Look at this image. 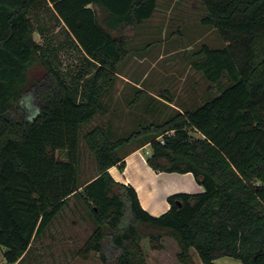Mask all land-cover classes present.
Segmentation results:
<instances>
[{
	"label": "trees",
	"instance_id": "obj_1",
	"mask_svg": "<svg viewBox=\"0 0 264 264\" xmlns=\"http://www.w3.org/2000/svg\"><path fill=\"white\" fill-rule=\"evenodd\" d=\"M202 3L201 22L227 43L202 46L192 65L224 87L197 108L177 105L166 121L119 136L105 125L82 129L103 109L128 54V39L113 31L151 19L159 0H0V245L8 264L26 258L74 195L94 221L78 251L84 260L97 252L104 264H148L143 239L162 249L170 236L182 264H198L193 250L203 264H264V0ZM41 11L63 40H36L48 31ZM64 49L82 55L75 75L62 66ZM160 93L175 102L171 90ZM84 143L97 174L82 181ZM147 144L152 168L192 172L204 191L171 194L166 212L150 214L109 171Z\"/></svg>",
	"mask_w": 264,
	"mask_h": 264
},
{
	"label": "rangeland",
	"instance_id": "obj_2",
	"mask_svg": "<svg viewBox=\"0 0 264 264\" xmlns=\"http://www.w3.org/2000/svg\"><path fill=\"white\" fill-rule=\"evenodd\" d=\"M44 13L43 21L48 31L45 35L36 32L35 38L39 43H43L45 38H52L53 42L58 43L64 39L65 33L50 17V13L41 11V14ZM205 13L202 0H159L151 19L137 26L126 25L113 31L115 36L128 39V54L119 67L116 81L104 98L103 109L83 127L82 132L105 125L116 135H127L143 128V125L166 121L175 113L174 103L194 109L202 103V99L221 90L225 84H211L192 65L193 54L202 46L222 47L227 43L217 29L201 22ZM60 55L63 68L75 75L81 66V53L64 49ZM142 89L147 92L146 95H141ZM164 89L173 93V104L159 96ZM136 143L120 151L130 150ZM82 146L81 178L85 181L97 174V164L86 144ZM141 150L145 156L151 155V146ZM60 155L64 156L63 153ZM93 229L90 210L80 196L74 195L44 234L33 242L30 253L20 264H104L97 252H91L85 260L78 253ZM162 242V249H153L149 239H143L148 264H182L177 257V241L166 236ZM4 250L0 245V264H8ZM193 256L198 264H203L195 250Z\"/></svg>",
	"mask_w": 264,
	"mask_h": 264
},
{
	"label": "crops",
	"instance_id": "obj_3",
	"mask_svg": "<svg viewBox=\"0 0 264 264\" xmlns=\"http://www.w3.org/2000/svg\"><path fill=\"white\" fill-rule=\"evenodd\" d=\"M173 105L177 107L175 104ZM148 146L150 144L144 147ZM142 148L131 151L126 155V166L123 170L118 165H114L109 171L117 181L131 184L136 189L142 206L150 214L159 216L166 212L170 208L168 197L171 194L204 191L203 185L197 181L192 172H168L152 168L148 163V156H145L141 150ZM140 188L143 189L145 197L141 194ZM225 258L230 257L216 259V263L230 264L233 261V264H243L241 260L231 257L232 260L225 261ZM221 260L225 262H221Z\"/></svg>",
	"mask_w": 264,
	"mask_h": 264
},
{
	"label": "bare ground",
	"instance_id": "obj_4",
	"mask_svg": "<svg viewBox=\"0 0 264 264\" xmlns=\"http://www.w3.org/2000/svg\"><path fill=\"white\" fill-rule=\"evenodd\" d=\"M140 191H141V194L143 195V197H145V196H144V191H143V189L140 188ZM224 260L226 261V260H232V259H224ZM225 261H221V262H225ZM227 262H228V261H227ZM232 262H233V261H231L230 264H233Z\"/></svg>",
	"mask_w": 264,
	"mask_h": 264
}]
</instances>
